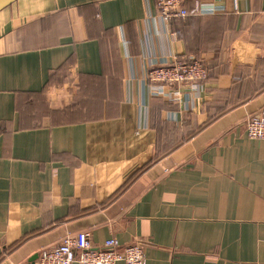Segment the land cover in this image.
Wrapping results in <instances>:
<instances>
[{"label":"crops","instance_id":"obj_1","mask_svg":"<svg viewBox=\"0 0 264 264\" xmlns=\"http://www.w3.org/2000/svg\"><path fill=\"white\" fill-rule=\"evenodd\" d=\"M18 0L0 12V264L67 235L146 264H264V0ZM176 59L208 78L150 82ZM35 261V263H36ZM123 264V263H120Z\"/></svg>","mask_w":264,"mask_h":264},{"label":"built area","instance_id":"obj_2","mask_svg":"<svg viewBox=\"0 0 264 264\" xmlns=\"http://www.w3.org/2000/svg\"><path fill=\"white\" fill-rule=\"evenodd\" d=\"M185 0H156L161 18L165 22L188 16ZM208 78L204 64L197 60L176 59L174 62L155 67L149 72V80L167 87L183 86L185 93L195 90ZM247 136L264 141V111L252 116L246 125ZM146 264L142 243L121 245L116 239L107 240L101 248H95L89 233L67 235L62 242L44 250L35 264Z\"/></svg>","mask_w":264,"mask_h":264},{"label":"water","instance_id":"obj_3","mask_svg":"<svg viewBox=\"0 0 264 264\" xmlns=\"http://www.w3.org/2000/svg\"><path fill=\"white\" fill-rule=\"evenodd\" d=\"M18 0H0V12L17 2ZM38 256L32 258L27 264H35V261Z\"/></svg>","mask_w":264,"mask_h":264}]
</instances>
